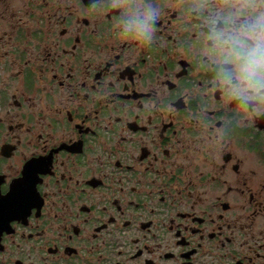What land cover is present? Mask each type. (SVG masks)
I'll return each mask as SVG.
<instances>
[{
    "label": "flooded vegetation",
    "instance_id": "flooded-vegetation-1",
    "mask_svg": "<svg viewBox=\"0 0 264 264\" xmlns=\"http://www.w3.org/2000/svg\"><path fill=\"white\" fill-rule=\"evenodd\" d=\"M0 264H264V0H0Z\"/></svg>",
    "mask_w": 264,
    "mask_h": 264
}]
</instances>
